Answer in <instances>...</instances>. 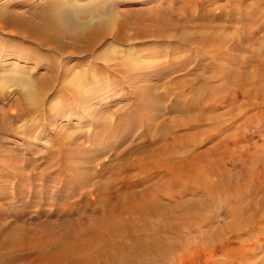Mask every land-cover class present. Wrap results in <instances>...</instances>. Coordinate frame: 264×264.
Masks as SVG:
<instances>
[{
    "label": "rangeland",
    "instance_id": "obj_1",
    "mask_svg": "<svg viewBox=\"0 0 264 264\" xmlns=\"http://www.w3.org/2000/svg\"><path fill=\"white\" fill-rule=\"evenodd\" d=\"M97 1L100 3L99 0H96V3ZM120 1L122 3L116 8L118 11H133L128 18L130 24L127 35L136 40L131 45L116 44V47L118 46L122 50V55L131 54L133 57L131 59L142 65V69L140 68L135 76L131 75L133 78L125 77L127 80L117 71L111 70L112 67L100 63L93 55L87 58V65H80V60L74 56L56 54V57H52L47 53L45 47L32 44L24 37L12 36L8 34L9 29L4 32L0 29V242L6 235L9 236V233L6 234L8 228L17 222L18 227L19 225L23 226V230L20 229L22 232H25L24 228L27 227L30 230H41L40 222L58 223L64 216L80 209L87 200L91 201L89 188H79L77 183L75 182V184L71 179L72 170L79 163V165H84L81 166L83 175L86 176V169L88 171L91 169L93 183L102 180L98 173L105 167H108L106 170L108 173L104 175L105 177L102 175L103 182H106V178H112V170H116L117 164H119V157L116 155L137 143L139 144L140 141L142 142L147 119L154 118V114H150L149 118L144 116L138 119L141 108L136 104L138 102H136V95L132 90L139 91L138 89L141 87L145 89L147 86H157L158 92L174 96L178 91L174 87V82L186 80L192 83L190 76L197 72L204 73L208 80L214 81V86L222 84V80L217 78L210 69L213 59L209 50L205 48L199 50V54L202 56L200 60V58L192 56L197 50L193 45H185L178 41H167V43L155 41L156 36L150 33L142 37L135 35L139 27L143 29L146 27L143 25L148 24L138 23L141 16H152L156 14L157 10H162L163 15H166L165 18L173 26L183 29L189 25L186 29L192 28L193 30L190 29L192 31L197 27L203 29L204 26L218 24L221 31L228 30L236 34L238 40L234 41H240L238 48L224 46V49L233 48L235 50L223 51L231 53L228 60L219 59L222 62L220 63L224 64L223 66L234 70L235 68L240 70V67H243L244 70L253 71L260 64L257 61L258 52L255 49L264 46V38H262L264 37L262 36L264 34L263 0H258L259 2L245 0L244 3L241 0H204L203 5L202 3L198 4V0ZM59 2L61 0H0V11H13L11 13H14L17 18L14 21L19 23L29 20L32 17L31 12L37 11L40 7L54 11L51 6ZM250 6L256 7L258 12L254 19L249 20L246 10L248 12ZM119 20H122L121 16ZM120 23L121 21H119ZM162 26L167 27V24ZM222 26H226L227 29ZM241 34L244 36L243 38ZM108 41L111 42L110 39ZM65 42L69 43V40H65ZM165 49L167 56L166 54L165 56L161 55ZM174 52L175 54H173ZM41 55L51 57L56 66L55 69L60 71L61 77L53 91L43 101L45 104L42 103L35 109H26L20 97L24 93V87L20 85V82L24 81V77L18 75L17 70L28 72L31 80L30 85L33 82H38L41 76L51 72L49 64L39 60ZM62 64L68 65L67 67L72 69V73L82 77L84 85L82 88L84 87L83 90L88 93L87 96L76 101L71 87L64 86L70 81V77L64 72L65 66ZM59 67L60 69H58ZM238 69L236 70L238 71ZM95 73L96 75H94ZM100 75L104 76L100 78ZM5 76L8 77V80L10 79V82L4 81ZM91 76L95 77L94 82H90ZM128 79L134 81L132 82L133 86ZM222 90L221 88L217 89L215 99L212 100L215 102L222 100V106L220 105L214 112H209V109L206 111V114L210 115L219 116L221 114L217 117V120H220L217 123L220 124L213 123L208 127L204 125L202 129L213 135L218 133L217 130L220 128L216 140L230 136L233 142H239V147L231 146L232 150L234 148L237 150L223 159L225 166L221 165V170L226 171L230 180L233 178L232 187L241 189L250 182L254 185V177L251 178V176L264 166V158L256 160L255 163L247 162L250 161L248 157L251 153L253 154L255 146H261L264 142V106H260L263 105L261 99L248 98L247 101V96L235 95L236 92L238 94L240 92L238 86L232 85L227 93ZM167 105L171 108V101ZM88 111L98 114L101 118L104 116L103 119L106 118L107 122H103V124L96 122L89 116ZM173 116L176 118L177 114L171 115L167 112L165 114L166 118ZM160 119L161 117L153 119L151 126L153 132L158 127ZM246 121H248L247 125L244 126ZM131 122L133 126L128 127V132L124 133L128 123ZM5 126H7L6 129ZM123 134L128 135L126 140L120 139V135ZM115 137L119 138L116 140ZM64 138L68 140L63 142ZM107 145L110 149L107 148ZM211 145V142L205 141L198 150L202 151ZM240 154L244 158L248 155L247 161L242 164L237 160V156ZM109 165H113V167ZM214 179L216 181L220 178L215 177ZM249 196L243 205L247 208L246 212L240 211L241 213L235 215L233 210H237L240 206L237 200L235 199L236 204L233 203L235 202L234 197L232 201L231 199L225 201L222 198L220 202L212 206L211 215L209 213L208 216H202L200 213V218H210L208 221L213 219V223L202 225L200 230L194 224H185L183 228L186 241L185 251L180 264H264V214L261 211V201L264 195L256 193L253 198L249 192ZM203 202L209 208L210 203ZM20 220H23L22 224ZM237 220L238 222H236ZM233 225L235 233L230 231ZM209 229L213 230V232L211 230L212 239L210 238L214 246L213 253L206 250L205 247H198L203 233L209 232Z\"/></svg>",
    "mask_w": 264,
    "mask_h": 264
},
{
    "label": "bare ground",
    "instance_id": "obj_2",
    "mask_svg": "<svg viewBox=\"0 0 264 264\" xmlns=\"http://www.w3.org/2000/svg\"><path fill=\"white\" fill-rule=\"evenodd\" d=\"M99 1L101 2V0ZM241 2L244 3L245 0H241ZM97 3L99 2L97 1ZM120 3H122L120 0H114L116 8ZM201 3L203 5L204 0H198V4ZM51 7L54 8V5ZM51 10L48 11L44 7H40L37 11L31 12L32 17L29 20L19 23L14 21L17 18L14 13H11L13 11H0V29L3 32L9 29L8 34L24 37L32 44L45 47L47 53L52 57H56V54L74 56L80 60V65H87V58L93 55L100 63L112 67L111 70L117 71L124 78H130L129 76H135L138 73L142 65L131 59L133 58L131 54L122 55V50L118 46L116 47V44L131 45L136 40L127 35L130 24L128 18L133 11L119 10V12L116 9L114 20L93 25V29L86 34L75 35L56 21L54 11ZM257 12L256 7H248V12L246 10L247 19H254ZM120 16L122 20H119ZM165 17L166 15H163L162 10H157L156 14L152 16H141L138 23L148 24L143 25L146 26L143 29L139 27L135 35L142 37L150 33L156 36L155 41L166 43L167 41H178L185 45H193L198 51H194L192 56L193 58H200V60L202 56L199 54V50L203 48L209 50L214 60H212L210 69L217 78L222 80V84L214 86V81L208 80L204 73L197 72L190 76L192 83L186 80L174 82V87L178 90L174 96L158 92L157 86H147L145 89L141 87L138 89L139 91L132 90L136 95V102H138L136 104L141 108V114L137 118L141 119L144 116L149 118L150 114H154V118L161 117L158 127L153 132L151 126L154 118L147 119V127L142 136V142L140 141L139 144L137 143V145H133L116 155L119 157V164L117 167L115 166L116 170H112V178L105 179L106 182H103V176L108 173L106 171L108 167L98 173L102 180L93 183L91 169L88 171L84 167L87 170L85 176L81 171L83 164L79 165V163L80 167L77 165L74 166V169L72 166V181L76 182L77 184H75L79 188H89L91 201L87 200L80 209L70 212L71 214L67 213L68 215L59 220L61 223L40 222L41 230H30L27 227L24 228L27 232H22L20 229L23 230V226L19 225L18 227V222L10 226L6 232V234L9 233V236L6 235L0 242V264H180L183 261L185 251L186 241L183 230L185 224H194L200 230L202 225L209 222L210 224L213 223V219L208 221L210 218H200V213L202 216H208L212 206H215L222 198L225 201H230V199L232 201L233 197L234 201L237 200L241 207L238 206L240 209L233 210L236 215L240 211L246 212L247 208L243 205L245 200L250 197L249 192L253 198L256 193H263L264 195V166L251 176V178L254 177V185L250 182L241 189L232 187L233 178L230 180L226 171L221 170V168L224 165L223 159L235 153L237 149L232 150V147H239V142H233L230 136L216 140L220 128L217 130L218 133L213 135L202 129L204 125L208 127L210 124L220 121L217 120V117L221 114L219 116L206 114L208 109L209 112H214L220 105L222 106L223 101L220 97L221 101H212L215 99L214 96H216V91L219 88L223 89L222 92L227 93L232 85L238 86L240 92L239 94L236 92L235 95L247 96V101L248 98L261 99L263 105L260 106H264V46L255 49L258 52L257 61L260 63L257 68L253 71L244 70L243 67H240V70L238 68L234 70L223 66L224 64H221L220 60L221 58L222 61L228 60L231 56L229 51L235 50L233 48L224 49L225 45L236 48L240 46V41H234L235 39L238 40L236 34L228 30L221 31L218 24L204 26L203 29L197 27L192 31V28H190L192 30L186 29L189 25L186 26L184 23L186 27L181 29V27L173 26ZM119 21H121L120 24ZM163 24H167V27L162 26ZM222 27L227 29L226 26ZM18 28H22V30ZM241 37L244 36L241 34ZM65 40H69V43ZM224 50L229 51L224 53ZM165 51L166 49L164 52L162 51L163 53L161 52V55L165 56L166 54L167 56ZM41 56L39 60L48 63L51 72L41 76L38 82H33L30 85L32 88L30 93L24 91L21 94V101L26 109H35L41 105L61 77L60 71L55 69L56 66L51 57ZM103 64L102 66H104ZM67 66H65L64 72L70 77V81L64 86L71 87L77 101V99L87 96L88 93L83 90L84 87L82 88L84 86L82 77L72 73V69ZM102 76L100 75V78ZM66 78L68 79V77ZM94 80L95 77L91 76L90 82H94ZM128 80L133 86L132 82L134 81ZM212 80L214 79L212 78ZM4 81L7 83L10 82V79L8 80L6 77ZM20 85L25 88L24 81L20 82ZM235 98L233 99L235 100ZM169 101H171V108L167 105ZM154 111L157 113H153ZM166 112L171 113V115L176 113L177 116L176 118L175 116L166 118ZM88 114L100 124L107 122L106 118L103 119L104 116L101 118L98 114L89 111ZM134 117L136 118V116ZM247 122L244 123V126L247 125ZM132 126V122L128 123L123 132L127 133L128 127ZM127 136V134L120 135V139L126 140ZM118 138L115 137L116 140ZM67 140L64 138L63 142ZM205 141L211 142L212 145L199 151L198 149L203 146ZM247 157L248 155L244 158L240 154L237 156V160L238 162L241 161L242 164L247 161ZM248 158L250 161L247 162L252 161L254 163L256 160L264 158V142L261 146H255L253 154L251 153ZM109 166L113 167V165ZM215 177L220 179L214 181ZM203 201L210 203L209 208ZM261 202V211L264 214V196ZM21 221L23 222V220H20L22 224ZM211 230L203 233L198 244V247H205L209 252L214 251L213 243H211L213 230L212 232ZM230 231L235 233L234 225Z\"/></svg>",
    "mask_w": 264,
    "mask_h": 264
},
{
    "label": "clouds",
    "instance_id": "obj_3",
    "mask_svg": "<svg viewBox=\"0 0 264 264\" xmlns=\"http://www.w3.org/2000/svg\"><path fill=\"white\" fill-rule=\"evenodd\" d=\"M54 18L70 33L83 35L93 29V25L111 21L116 18L114 0H61L54 5ZM17 74L24 77L25 92H31V80L28 72L17 70Z\"/></svg>",
    "mask_w": 264,
    "mask_h": 264
}]
</instances>
